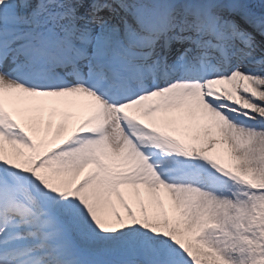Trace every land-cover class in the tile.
Wrapping results in <instances>:
<instances>
[{
    "label": "bare ground",
    "instance_id": "obj_1",
    "mask_svg": "<svg viewBox=\"0 0 264 264\" xmlns=\"http://www.w3.org/2000/svg\"><path fill=\"white\" fill-rule=\"evenodd\" d=\"M123 1L131 15L123 5L115 20L127 21L128 33L138 31L137 20L152 13L150 0ZM157 2L149 19L156 35L183 26L175 20L159 25L165 9L188 20L204 18L200 0ZM31 3L0 0L2 42L27 38L19 21ZM95 3L96 22L112 18L114 5ZM235 5L240 8L230 11ZM213 8L243 26H264V0H218ZM207 19L215 22L213 15ZM107 28L86 38L97 57L110 59L130 39ZM212 30L200 44L186 45L188 59ZM248 55L264 56L259 43ZM253 66L252 72L213 71L209 79L208 70L192 85L191 66L183 63L182 79H157L159 87L131 104V112L123 107L121 116L107 114L120 126L126 122L133 144L122 135L103 136L94 117L101 106L87 94H40L0 80V122L31 134L29 142L37 138L34 149L0 133V173L7 169L9 181L23 182L25 192V210L10 208L15 233L0 234L6 257L28 254L26 264H264V60ZM73 141L83 144L84 156L81 150L79 163L70 165L64 151ZM48 235L53 241L38 245L34 239Z\"/></svg>",
    "mask_w": 264,
    "mask_h": 264
}]
</instances>
